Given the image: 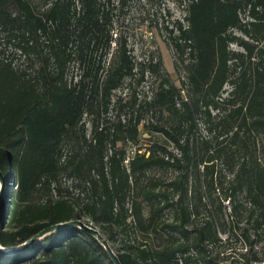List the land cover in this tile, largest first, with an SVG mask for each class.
Segmentation results:
<instances>
[{
    "label": "trees",
    "instance_id": "obj_1",
    "mask_svg": "<svg viewBox=\"0 0 264 264\" xmlns=\"http://www.w3.org/2000/svg\"><path fill=\"white\" fill-rule=\"evenodd\" d=\"M128 1L0 0V53L12 46L27 62L22 68L0 55V247L85 216L120 264L264 261V162L256 154L257 137L264 139V0H173L186 25L164 28L186 81L161 78L141 102L117 96L118 110L131 113L102 123L114 91L134 75L126 38L114 29ZM84 115L92 117L87 137ZM198 115L222 140L195 136ZM142 121L172 147L152 142L125 164ZM153 169L175 174L163 181ZM61 176L80 203L62 192ZM35 191L44 200L33 202ZM202 209L204 219L193 223ZM150 233L155 243L141 236ZM233 237L244 248L237 257L214 250ZM0 264L114 262L94 235L72 225L0 251Z\"/></svg>",
    "mask_w": 264,
    "mask_h": 264
},
{
    "label": "rangeland",
    "instance_id": "obj_2",
    "mask_svg": "<svg viewBox=\"0 0 264 264\" xmlns=\"http://www.w3.org/2000/svg\"><path fill=\"white\" fill-rule=\"evenodd\" d=\"M185 12L182 10L180 6H177V3L173 0H129L127 3L126 13L118 19V26H115V32L120 33L122 36L126 38L127 49H129L130 55L133 58L135 63L134 67V75L129 79H125L122 86L114 91L112 96V101L106 112L101 113L98 117L102 123L105 121H113L118 117L122 118L125 115H129L131 113L130 108L124 107L122 111L118 110V106L114 102L117 96L123 98L124 100L135 99L137 102L143 101V99H148L151 95L155 87L161 78H166L169 76L171 79H174V83L176 85H180V81H186V72L183 68V64L177 57L172 45L169 42L168 32L164 28L167 24V28H170L171 24L177 20L184 25L186 22L184 20ZM243 18V13L240 14ZM233 34L237 37L247 39L240 31L237 29L232 30ZM260 46V45H258ZM229 49L235 51H242V47L236 42H231L228 44ZM114 48V46H112ZM0 55H3L7 59H11L13 63L22 68L26 67L27 62L24 59L23 55L19 53L18 50H15L11 47H4L2 45ZM154 64V71H151L147 64ZM34 65L29 67L27 70L32 71ZM76 73V69L74 67L70 68L69 75H74ZM229 84L225 83L224 90L229 89ZM226 96V92H223L221 97ZM211 115L217 114V110L211 109ZM91 116L84 115L83 120L85 122V135L86 137L90 133L91 127ZM156 120V117L153 118ZM146 121H142L138 125V133L136 137V144L128 143L126 145V158L124 163L126 164V160L128 157L134 155L137 148H140L138 152L144 151V148L152 143L158 142L161 144L168 145L170 148L172 147L171 143L168 140L157 132L149 131L145 127ZM194 134L196 137L201 138L210 135L214 141L222 140L221 137H216V133L214 131L209 132L207 129V124L204 122V116L198 115L196 117V126L194 128ZM257 141L259 143V149L257 150L258 160L264 162V139L261 136L257 137ZM174 172L171 169H153L149 172L151 177L161 178L163 181H167L174 176ZM71 179L61 176L60 177V187L64 194L70 198L71 200H75L80 203L77 198L78 189H76L72 185ZM3 192H1L0 202L3 197ZM33 202H40L44 200L42 191H35L32 194ZM176 196H174V199ZM227 203V201L225 202ZM202 208V206H201ZM170 213H164V219L169 221ZM205 217V211L202 209L199 211L198 215L195 217H191L193 223H200ZM87 225H90L99 230L97 226H95L89 218L85 216H81L80 218ZM129 218L127 219V221ZM243 223H239V227H241ZM2 226L5 228H10L11 225L9 223H2ZM252 232V230H249ZM219 235L222 238H225V234L219 232ZM144 240H150L151 242H156V238L153 233L150 234H141ZM241 242L239 238H231L225 244L218 243L214 250L217 252H222L224 254H234L233 256L237 257L238 252H243L244 248H241ZM259 244L254 246L256 250ZM235 252V253H233ZM220 253V255L222 254ZM260 262L248 261L246 264H259Z\"/></svg>",
    "mask_w": 264,
    "mask_h": 264
},
{
    "label": "water",
    "instance_id": "obj_3",
    "mask_svg": "<svg viewBox=\"0 0 264 264\" xmlns=\"http://www.w3.org/2000/svg\"><path fill=\"white\" fill-rule=\"evenodd\" d=\"M4 185H5V177H4L3 172L0 170V197H1V192L4 189ZM72 225L79 226L80 228H82V229L90 232L92 235H94L102 243V245L105 247V249L109 253L112 261L114 262V264H120L115 252L110 248L107 240L100 234L99 230L94 228V227H92V226H90V225H87L81 219L70 221V222L65 223V224L50 225V226L44 228L43 230H41L33 238H31L30 240L26 241L23 245H21L19 247H16V248H11V249H6V248L0 247V251L10 252V251L21 249L22 247L28 246L31 242L34 241V239H36L37 237L41 236L42 234H44L45 232H47L49 230H52V229H54L56 227H59V226H72ZM259 264H264V261L260 262Z\"/></svg>",
    "mask_w": 264,
    "mask_h": 264
},
{
    "label": "built area",
    "instance_id": "obj_4",
    "mask_svg": "<svg viewBox=\"0 0 264 264\" xmlns=\"http://www.w3.org/2000/svg\"><path fill=\"white\" fill-rule=\"evenodd\" d=\"M127 161V160H126Z\"/></svg>",
    "mask_w": 264,
    "mask_h": 264
}]
</instances>
